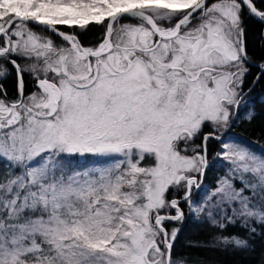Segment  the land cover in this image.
I'll return each instance as SVG.
<instances>
[{"label":"snow or ice","instance_id":"snow-or-ice-1","mask_svg":"<svg viewBox=\"0 0 264 264\" xmlns=\"http://www.w3.org/2000/svg\"><path fill=\"white\" fill-rule=\"evenodd\" d=\"M245 17L264 23V0H0V264H189L186 215L248 247L224 235L264 230V152L228 137L250 66L264 77Z\"/></svg>","mask_w":264,"mask_h":264},{"label":"trees","instance_id":"trees-1","mask_svg":"<svg viewBox=\"0 0 264 264\" xmlns=\"http://www.w3.org/2000/svg\"><path fill=\"white\" fill-rule=\"evenodd\" d=\"M214 2L210 0L209 4ZM122 22L135 21L125 19ZM34 30L40 32L35 26ZM63 27V26H62ZM245 42L248 55L253 62L258 64L264 60V23L245 17ZM104 29L98 25H90L86 32H82L79 36L85 46H91L98 43L102 38ZM50 35V33H44ZM56 43H60L59 39L53 36ZM23 64L24 61H21ZM257 68L250 66L249 73L244 84V99L246 105L241 107L238 117L235 118L232 127L229 129L228 137L247 145L256 153L264 152V77L253 83ZM25 94L34 91V80L31 75L25 73ZM8 90L10 98L16 95V82L14 76L8 77L6 80H0ZM249 114L252 119L249 120ZM205 128L204 131H208ZM199 143V140L196 141ZM219 144L215 141L210 142L208 146V154L210 163L213 161ZM95 163L93 158H84L79 160V164L87 166ZM224 174V168L220 163L210 166L203 179V188L200 190V197L204 195L206 189L215 186L216 180ZM195 192L196 189H193ZM169 193V198H171ZM187 211V210H186ZM173 225H169L171 228ZM176 227L180 228L178 237L174 245V253L184 258L189 264H264V230L257 228L255 235H250L242 229L239 224L229 225L224 235H238L248 240L247 248H234L231 246H213L211 240L216 231L206 224L201 223L195 217L186 215L182 223L177 222Z\"/></svg>","mask_w":264,"mask_h":264},{"label":"rangeland","instance_id":"rangeland-1","mask_svg":"<svg viewBox=\"0 0 264 264\" xmlns=\"http://www.w3.org/2000/svg\"><path fill=\"white\" fill-rule=\"evenodd\" d=\"M181 147H183V145H181ZM85 158H93L94 160H95V163H103L104 161H102V160H99L98 158H96V157H92V156H87V157H85ZM84 159V158H83ZM83 159H80V160H83ZM146 163H148V162H146Z\"/></svg>","mask_w":264,"mask_h":264},{"label":"water","instance_id":"water-1","mask_svg":"<svg viewBox=\"0 0 264 264\" xmlns=\"http://www.w3.org/2000/svg\"><path fill=\"white\" fill-rule=\"evenodd\" d=\"M208 2H210V0H208Z\"/></svg>","mask_w":264,"mask_h":264}]
</instances>
